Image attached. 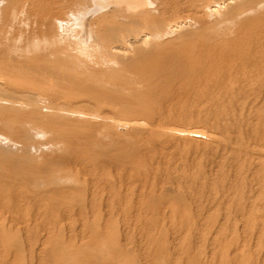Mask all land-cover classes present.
<instances>
[{
    "label": "rangeland",
    "instance_id": "374dc122",
    "mask_svg": "<svg viewBox=\"0 0 264 264\" xmlns=\"http://www.w3.org/2000/svg\"><path fill=\"white\" fill-rule=\"evenodd\" d=\"M231 2L0 0V264H264V0Z\"/></svg>",
    "mask_w": 264,
    "mask_h": 264
},
{
    "label": "bare ground",
    "instance_id": "6f19581e",
    "mask_svg": "<svg viewBox=\"0 0 264 264\" xmlns=\"http://www.w3.org/2000/svg\"><path fill=\"white\" fill-rule=\"evenodd\" d=\"M106 1V0H105ZM108 1V0H107ZM110 1V0H109ZM112 1H116V2H123V3H125L126 5H128L129 7H131L132 9H135V8H137L138 6H140V5H142L141 4V2L143 1V0H112ZM249 1V0H248ZM147 2V1H146ZM234 2V1H233ZM233 2H231V0H229V2H227V0H226V4L228 5V4H230V3H233ZM260 2V1H259ZM97 3V2H96ZM99 3V2H98ZM105 3V2H104ZM106 3H108V2H106ZM144 3V2H143ZM236 3V2H235ZM147 4V3H146ZM145 4V7H147V5ZM225 5V4H224ZM108 6V5H107ZM112 6V5H111ZM117 6V5H116ZM115 6V7H116ZM142 6H144V4L142 5ZM118 7H120V6H118ZM139 9V8H138ZM136 10V9H135ZM142 10V9H141ZM130 11V10H129ZM251 11V10H250ZM234 12H236V11H234ZM233 12V13H234ZM220 23V22H219ZM118 24V23H117ZM84 27V26H83ZM207 33V32H206ZM204 43V42H203ZM132 45V44H131ZM216 45V44H215ZM135 48H136V46H135ZM202 48V47H201ZM118 49V48H117ZM128 49H130V50H125V53L126 52H128L129 51V53L131 52V48H128ZM143 48H141L139 51H138V53L139 54H137V56L138 55H140V57L142 56V59H143V57H144V55L147 53V52H143ZM191 50V49H190ZM193 50V49H192ZM121 51V50H120ZM123 51V50H122ZM153 51V50H152ZM143 52V53H142ZM142 53V54H141ZM145 53V54H144ZM150 52H148V54H149ZM151 54V53H150ZM147 55V54H146ZM136 56V57H137ZM148 56V55H147ZM146 56V57H147ZM152 56V55H151ZM146 57H144V58H146ZM196 57V56H195ZM139 58V57H138ZM137 58V59H138ZM150 58V57H149ZM124 59V58H123ZM148 59V58H147ZM10 60V59H9ZM144 60V59H143ZM187 60V59H186ZM139 62H140V60H138ZM144 61H146V59L144 60ZM149 61H150V59H149ZM151 61H152V59H151ZM150 61V62H151ZM175 61V60H174ZM191 61V60H190ZM193 61V60H192ZM146 62H148V61H146ZM197 62H198V60H197ZM127 64V63H126ZM141 64V63H140ZM143 64V63H142ZM147 64V63H146ZM128 65V64H127ZM181 65V64H180ZM192 65V64H191ZM135 66V65H134ZM137 67V66H136ZM143 67H144V64H143ZM153 67V66H152ZM147 68V67H146ZM129 69V68H128ZM65 70V69H64ZM61 74V73H60ZM128 74V73H127ZM69 77V76H68ZM101 78V77H100ZM44 80V79H43ZM65 84V83H64ZM80 84V83H79ZM65 86V85H64ZM60 89V88H59ZM62 91V90H61ZM50 93V92H49ZM64 107V106H63ZM71 135V134H70ZM107 147V146H106ZM104 148H105V146H104ZM126 164V163H125ZM94 257V256H93Z\"/></svg>",
    "mask_w": 264,
    "mask_h": 264
}]
</instances>
